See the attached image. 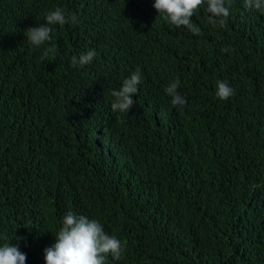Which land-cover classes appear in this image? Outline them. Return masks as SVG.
<instances>
[{
  "label": "trees",
  "instance_id": "16d2710c",
  "mask_svg": "<svg viewBox=\"0 0 264 264\" xmlns=\"http://www.w3.org/2000/svg\"><path fill=\"white\" fill-rule=\"evenodd\" d=\"M154 2L0 0V245L26 264H45L69 211L126 242L106 264H264V13L230 0L219 27L199 9L194 35ZM56 8L78 22L31 45ZM137 69L134 106L113 112Z\"/></svg>",
  "mask_w": 264,
  "mask_h": 264
},
{
  "label": "clouds",
  "instance_id": "9594fccd",
  "mask_svg": "<svg viewBox=\"0 0 264 264\" xmlns=\"http://www.w3.org/2000/svg\"><path fill=\"white\" fill-rule=\"evenodd\" d=\"M247 8H255L264 13V0H245ZM153 7L169 23L176 27L184 26L194 35H199L201 30L192 23L191 18L199 9H205L208 22L213 26L225 27L230 16V0H155ZM78 22L73 14L69 19L60 8L49 12L45 23L40 26L29 27L25 36L31 45L40 47L52 38L53 25ZM224 52L230 48L222 49ZM97 55L94 49L77 56H72L71 63L83 67L92 62ZM46 57H42L44 59ZM141 82V72L137 69L129 78L124 79L122 87L111 92V109L113 112L127 113L134 106L133 96L138 92ZM179 82L170 83L165 91L171 97L173 107H183L186 99L178 91ZM234 89L226 81H216V96L220 100H227L233 96ZM257 187L253 185V188ZM7 240V236L0 237ZM17 241L23 237H15ZM126 248L115 235L105 232L99 220L89 219L84 215H77L69 211L62 220V227L55 236V242L44 250L45 264H106V258L111 255L115 260H120ZM27 255L19 248V244L3 243L0 245V264H26Z\"/></svg>",
  "mask_w": 264,
  "mask_h": 264
}]
</instances>
